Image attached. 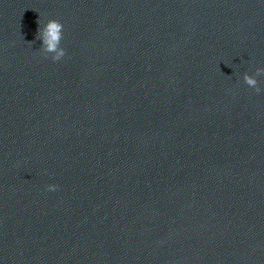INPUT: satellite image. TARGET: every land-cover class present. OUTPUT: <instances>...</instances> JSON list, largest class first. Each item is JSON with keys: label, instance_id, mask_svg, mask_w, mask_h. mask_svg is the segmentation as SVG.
Instances as JSON below:
<instances>
[{"label": "clouds", "instance_id": "clouds-1", "mask_svg": "<svg viewBox=\"0 0 264 264\" xmlns=\"http://www.w3.org/2000/svg\"><path fill=\"white\" fill-rule=\"evenodd\" d=\"M38 24H40V19L38 20ZM38 37L43 39L46 46L43 50L52 53L51 59L53 62L60 61L65 56V50L60 46L63 38V25L61 22L56 19L48 20L44 28L38 29ZM262 72H264V69H257L258 74ZM244 80L249 87L254 88L257 92L260 91V88L257 86L258 82L255 78L245 75ZM56 187V185H49L48 190L53 191Z\"/></svg>", "mask_w": 264, "mask_h": 264}]
</instances>
